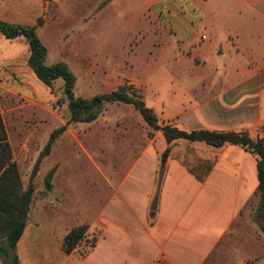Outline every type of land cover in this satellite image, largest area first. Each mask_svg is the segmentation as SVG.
I'll list each match as a JSON object with an SVG mask.
<instances>
[{
    "label": "crops",
    "instance_id": "0c3cea01",
    "mask_svg": "<svg viewBox=\"0 0 264 264\" xmlns=\"http://www.w3.org/2000/svg\"><path fill=\"white\" fill-rule=\"evenodd\" d=\"M202 1H190L191 13L197 17L202 31L214 30L216 22L223 20L226 13L237 10L250 19L233 18L228 22L237 30L245 26L248 38L244 42L245 33L239 34L232 27V35L230 31L228 35H221L220 39L227 42V49L218 51L214 58L228 56L231 62L225 65L203 63V75L176 83L182 100L168 106L169 115L165 117L168 122L159 125H182L186 131L245 132L264 144V0ZM62 7L56 0H36L35 5L28 3L18 7L9 3L2 8L0 21L36 26L37 34L49 28ZM223 8L227 11L214 19V9ZM146 9L159 21L166 19L169 23L173 20L162 0H150ZM39 20L41 24H38ZM168 27L177 43L186 39V47L197 52L201 51L197 41L207 40L203 32L191 30L185 34ZM212 40L213 43L205 48L220 49L217 33ZM14 44L28 49L26 40H6L0 33V119L11 161L20 167L28 166L39 155L48 141V125L44 107L46 88L41 89L31 78L29 50L27 58H20L12 48ZM104 110L95 121L78 125L90 126L79 129L90 144V147L87 145L89 154L85 155L93 160L91 149L95 148L97 156L111 157L120 168L129 166L123 175L120 171L119 185L114 188V193L119 196V208L106 206L90 221L86 220L90 223L88 226L82 225V220L66 228L55 246L49 240L33 239L30 233L25 240L31 231L29 213L14 249L16 257L17 249L24 242L22 253H28L40 264H51L53 257L57 264H264V243L257 235L260 231L256 233L254 227L258 180L256 159L252 155L238 146L214 149L202 143H188L205 146L208 155H203L202 162L192 168L186 159L189 154L175 151L178 140L171 145L169 157L161 166L160 155L166 148L164 138L162 136L161 149L154 146L157 136L144 143L143 125L147 128L145 132L160 131H153L136 113V116L119 114L109 118L112 122L108 127L103 122ZM68 132L69 128L60 135L54 147L64 138L67 140ZM104 141L109 143L108 146H104ZM53 150L42 160L40 171L52 157ZM53 162L56 169L51 178V190L39 203L42 213L48 207L52 208L48 205L49 197L56 201L54 208L62 206L66 200L59 175L60 163ZM143 168L146 169L144 174ZM135 170L141 174L134 178ZM20 178L25 188L22 175ZM38 225L32 223L35 229ZM78 227H85L81 241L93 234L96 238L92 239L86 252L79 253L80 241L65 254L62 249L64 238Z\"/></svg>",
    "mask_w": 264,
    "mask_h": 264
},
{
    "label": "rangeland",
    "instance_id": "374dc122",
    "mask_svg": "<svg viewBox=\"0 0 264 264\" xmlns=\"http://www.w3.org/2000/svg\"><path fill=\"white\" fill-rule=\"evenodd\" d=\"M56 1L63 5L61 13L58 14L57 19L50 22L49 28L37 32L39 40L46 48L45 65L51 66L57 62H63L68 66L76 78L75 97L92 98L118 90L120 86L127 87V92L130 95L140 97L148 108L155 111L158 123L161 125L168 122V119L165 118L169 115L168 106L172 102L176 103L182 100L181 90L175 87L176 83H185V81L203 75V63L215 62L225 65L231 62L228 56L220 57V59L214 58L218 51L227 49L225 47L227 42L220 39L221 35H228V31L231 34V31L236 30L239 34L245 33L242 37L244 42L248 38V29L244 28L245 26L242 27L244 29L237 30L228 22L233 18L240 21L250 19L243 11L238 13L237 10L226 13L223 20L216 22L214 30L207 28L205 32L202 31L197 17L194 18L191 13L190 1L194 0H162L168 6L170 17L173 19L169 23L166 19L159 21L150 14L146 9V4L150 0ZM195 1L203 3L202 0ZM35 2L36 0H0V16L2 8L7 7L9 3L18 7L28 3L35 5ZM224 10V8L214 9V19H217L222 12L227 11ZM169 11L166 9L165 13L168 14ZM165 20L167 24L164 23ZM168 26L185 34L190 33L191 30L203 32L207 36V40L197 41L201 45V51L197 52L194 48L186 47L188 42L186 39L177 43L178 40L169 34V32L172 33V30H169ZM215 33L218 35V44L221 47L216 50L213 48L208 50L206 48L210 46V43H213L212 38ZM12 48L17 56L27 58V48L24 49L19 44L12 45ZM211 54L213 56L210 57ZM31 78L38 87L45 90V87L32 72ZM44 107L48 139L53 130L64 126L68 120L69 113L67 102L63 97L62 80L58 79L53 82L51 88H46ZM104 111L103 122L105 125L108 124V127L112 122L109 118H116L119 114L135 116L137 114L139 116L132 107L122 104L107 105ZM86 127L90 128L88 125L78 124L69 126L68 141L64 138L54 147L57 139L51 147V150L54 149L52 157L43 165L41 171L39 167V171L32 181L34 192L30 208L31 216L28 222L31 231H28L25 240L30 233L33 239L49 240L55 246L66 228L75 226L82 220L84 221L81 224L88 226L90 224L88 221L106 206L111 205L119 208L117 206L119 196L114 193V188L119 185L120 171L123 175L129 166L120 168L118 162L112 160L111 157L97 156L95 148L91 149L93 160L85 155L89 154L88 146L90 147V144H87L79 129ZM175 127L185 130L182 125ZM145 129L147 128L144 124V143L157 136L154 146L161 149L163 147L162 134L160 132L148 133L145 132ZM101 144L102 142H100ZM108 144L104 141V146H108ZM176 147V152L183 153L185 151L189 154L186 159L192 168L200 164L199 161L202 162L203 155L208 156L205 154L203 145L190 146L187 142L179 141ZM110 151L113 149L111 148ZM37 157L38 155L30 161L28 166L17 167L19 176L22 175L24 179L25 187ZM56 160L60 163L59 175L66 200L62 206L54 208L56 201L49 197L48 205L52 208L48 207L46 212L42 213L39 203L51 190L46 188L45 178L51 171L52 178L56 169L52 163L55 165L53 161ZM49 164L52 166L49 167ZM142 172L144 174L146 169L143 168ZM138 174L141 173L135 170L132 177L135 178ZM49 183H51V179ZM253 206L254 202H252ZM34 222L39 224L37 229L32 227ZM254 227L258 233L257 224ZM259 233L257 234L259 240L264 243V234ZM93 235V237L81 241L79 253L82 254L88 250L92 239L96 238V234ZM23 243L17 249L19 264H40L35 262V259L28 253H22ZM52 249L54 250V248ZM51 264H57L55 257L51 259Z\"/></svg>",
    "mask_w": 264,
    "mask_h": 264
},
{
    "label": "trees",
    "instance_id": "16d2710c",
    "mask_svg": "<svg viewBox=\"0 0 264 264\" xmlns=\"http://www.w3.org/2000/svg\"><path fill=\"white\" fill-rule=\"evenodd\" d=\"M38 24H41V20L38 21ZM0 33L6 40L24 39L27 41L28 65L36 79L45 88H51L53 82L58 79L63 81V97L67 102L69 113L66 124L50 134L47 143L35 161L25 188H23L16 164L11 161L10 150L0 119V259L2 264H18L14 249L23 234L30 213L34 192L32 181L39 171L42 160L50 154L54 142L69 126L91 123L98 118L106 105L113 104L131 106L149 128L161 132L166 145L160 155L161 166L166 163L169 157L171 145L178 140L187 143H202L214 149H220L225 145L238 146L252 155L256 159L258 180L255 220L259 231L264 234V144L261 139H252L245 132L186 131L172 125L161 126L153 111L144 104L140 97L130 95L127 92V87H120L114 92L92 98L75 97L76 78L68 66L63 62H57L51 66L45 65L46 48L36 34V26L9 24L0 21ZM51 174L52 171L45 178V185L48 190L51 187L49 183ZM84 232L85 227H78L72 229L65 236L62 246L65 254H69L81 241Z\"/></svg>",
    "mask_w": 264,
    "mask_h": 264
},
{
    "label": "built area",
    "instance_id": "2783aa9c",
    "mask_svg": "<svg viewBox=\"0 0 264 264\" xmlns=\"http://www.w3.org/2000/svg\"><path fill=\"white\" fill-rule=\"evenodd\" d=\"M201 38H202V39H204L205 37H204V36H202Z\"/></svg>",
    "mask_w": 264,
    "mask_h": 264
}]
</instances>
